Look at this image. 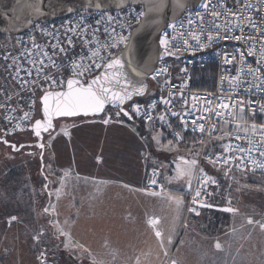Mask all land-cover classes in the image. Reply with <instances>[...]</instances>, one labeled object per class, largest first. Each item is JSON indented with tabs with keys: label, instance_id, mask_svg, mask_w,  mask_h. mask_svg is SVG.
I'll return each instance as SVG.
<instances>
[{
	"label": "rangeland",
	"instance_id": "374dc122",
	"mask_svg": "<svg viewBox=\"0 0 264 264\" xmlns=\"http://www.w3.org/2000/svg\"><path fill=\"white\" fill-rule=\"evenodd\" d=\"M12 39V37L2 36L0 45L5 46ZM171 61L175 69L181 64V59ZM1 64L2 74L4 65ZM36 98L38 100L39 95ZM3 99L0 98V105L4 102ZM9 103L15 104L13 101ZM22 105L24 111L29 113L27 120L29 128L35 119L41 118V114H36L39 103L36 104L35 110L30 108V102L29 104L23 102ZM113 110L107 109L103 114L93 118L94 120L97 118V122L103 121ZM239 115L240 112L237 114L238 122L236 123L230 120L221 122L220 132L215 139H212L214 140L212 144L217 145L220 150L213 151L208 145L209 153L221 152L229 139L230 132L245 131L251 128L250 116L244 113L245 121H241ZM2 116L3 111L0 110V138H5L15 143L16 146L36 141L30 129L9 135L1 133L5 128L1 121ZM116 116L118 115L115 114L114 117ZM62 120H66L65 124H71L84 120L89 122L88 120L92 118L56 119L54 129L43 137L45 145L43 172L49 181L47 192L44 189L45 181L40 173V151L35 147L34 149L30 147L17 151V153H11L0 144V147H3L0 150V257H2L0 264H38L40 254H43L46 260L53 264H93V260L103 261L104 264H138V262L139 264H173V262L175 264H197L193 258L196 242L211 239L228 241L223 246V251L228 254L237 250V245L242 240L251 241L245 244L246 248L251 251L250 255L238 261L241 264H264V243L262 246L259 245L260 240L264 242V228L261 227L264 225V169L229 167L222 172L212 170V174L219 176L221 180L215 178L216 183L206 184L207 192L210 194L206 205L209 206H202L201 215L184 220V201L190 190L184 181L169 182L166 177L175 176L174 161H178L180 157L198 160L199 149L189 137L186 138L185 143L179 144L176 141L181 142L180 140L175 139V141L168 137L166 131H159L158 133H163V135L158 137L160 144L156 143L152 152H155L154 155L158 160L165 158L162 152H169L173 167L161 169L162 165H157L155 168L159 170L165 186L176 190L171 193L183 199L179 207L171 200L169 208L171 210L177 208L181 216L173 231L175 236L170 237L171 245L161 247L160 243L157 246L160 240L155 232L159 229H167L165 232L170 235L171 230H168V227L171 225V220L166 214L156 216L155 220H158V223L155 225V230H145L142 225H147L145 223L147 216H143L139 224L136 222L128 224L135 216L127 215L126 212H131L133 209L121 210L123 214L112 216L109 221L112 223L118 221L113 225L106 223L99 216L92 223L90 220L94 219V216L80 213L79 209L83 208L82 203L88 200L86 198L88 194H84L87 190V181L83 173L85 161L90 158L92 161H97L99 158L105 160L116 153H124L127 159L129 157L126 152L130 146L129 137L115 129L110 133L104 131L106 136L91 143L93 138L89 140L84 137V131L87 134L89 132L83 124L79 125V128H72L69 134H64L62 128L66 125H58V122ZM254 122L258 125L260 117L255 116ZM58 126L61 127L58 128ZM53 132L54 136H52ZM218 137H223V139H218ZM169 141H172L171 150H168ZM166 163H169V160ZM137 168L136 173L132 171L130 175L133 179L128 176L126 168H122V175L118 177L129 179L132 182V188H138L139 185L141 187L142 183L139 179L143 170L139 165ZM15 171L17 172L14 173ZM105 171L113 170L105 169ZM100 185L96 182L90 183L92 190L99 188ZM225 208H231L233 211H224ZM57 209L61 212L59 215L56 213ZM75 211L79 213L73 214ZM13 217L15 219H12ZM221 224L219 233L212 231ZM105 228L108 231L104 232ZM111 230L115 231L110 232ZM61 231L66 235H61ZM106 235L108 237H103ZM119 235V239L112 238ZM38 236L39 240L36 239ZM202 245L204 249L208 248L204 243ZM212 249L220 250L217 247ZM165 251H167L166 256ZM202 255L204 256V254H199L201 257ZM211 256L210 258L202 257L198 264H220V262L230 264L232 261L230 255L224 259L221 253H216V255L212 253Z\"/></svg>",
	"mask_w": 264,
	"mask_h": 264
},
{
	"label": "built area",
	"instance_id": "2783aa9c",
	"mask_svg": "<svg viewBox=\"0 0 264 264\" xmlns=\"http://www.w3.org/2000/svg\"><path fill=\"white\" fill-rule=\"evenodd\" d=\"M253 8L251 11L244 12V17L251 15L253 19L260 23V17L264 16V0H248ZM217 3V0H200L198 5L194 9H185L180 18L174 22L168 23L166 27L160 32L159 35V48L160 51L168 56L178 57L181 59V64L174 68L173 59H163L159 61L155 69L148 75L147 81L149 84V94L144 99H133L126 106L131 116L141 124L148 125L153 130H164L167 134L174 138L173 132H180L183 135L188 136L192 143L199 149L197 168H202L204 173L209 177L206 171L208 166L216 171L224 170L226 168H245L251 170L263 169L258 164L252 163L253 160L264 163V157H261L257 146L261 143V133L257 131L255 134L251 131H232L229 135V139L221 152L209 153L207 151L208 145L212 139H214L218 133L219 125L222 121L238 122L237 114L239 112L238 107H229L227 109L218 108L219 104H238L243 101L242 105L245 108V113L251 116L249 110L248 101H256L257 103L252 107L259 108L260 104H264V91H258L256 85L259 83L254 76L260 75L255 72V69L259 66L257 60L259 59V42L256 43V55L248 56L246 45L243 41L224 40L219 39L215 43H212L208 47L200 48L197 46V41L193 39V36H198L200 43H207L208 31L212 30L213 36L216 35L214 31L215 24L223 25L224 19H216L211 16L212 4ZM204 4H208L209 8L206 11L203 7ZM228 5L232 8H236L234 0H228ZM219 10V9H216ZM143 13L142 7L130 6L123 10L117 11H105V12H93V11H80L65 18L52 21L46 24H35L28 31L12 37L10 42L6 45H0V63L4 65L3 72L1 74L0 69V98L3 99L0 110L3 111L1 121L5 128L1 133L9 135L14 132L27 131L28 118L24 116L23 102L31 101L30 94L20 88L14 80H12L13 70L9 67L12 64V57L20 56V53L25 49L32 48L31 37H35L37 44L46 46L52 38L50 36L43 35L40 31L41 28L48 30H57L64 39V32L66 27H75L77 22H83L92 27L89 28V34H91L92 28L99 27L100 32L97 34L101 42H106L109 45L115 44V47L108 48L101 51V55L107 56L108 52H111L114 56L125 46V42L120 41V36H124L129 41L132 29L140 21ZM197 13L200 15L198 16ZM112 16L113 21L107 22V16ZM104 17L100 25L96 24L97 20ZM204 17L201 19L200 17ZM191 19L192 23H189ZM71 22V23H70ZM236 23L235 20L232 21ZM174 26V27H173ZM108 28V34L104 33V28ZM115 29V31H113ZM203 29L204 31H201ZM253 30L251 28H245L244 33H240L239 30L232 28L229 34L233 35H250ZM223 28L221 29V36H223ZM71 35V33H69ZM165 39L167 41L168 51L173 54H167L165 52V46L160 44V40ZM76 48L75 52H81V41L74 37ZM184 41L188 43L185 44ZM243 53V59L241 58ZM5 57H9L7 60ZM234 57V58H233ZM229 60V63L225 61ZM17 63H24L25 67H30L21 57ZM214 66L216 71V78L214 87L211 90L194 89L191 84L192 74L194 70H201L207 66ZM249 67L253 69V75H247ZM166 70V71H165ZM67 70H65L66 72ZM160 72V75H156ZM23 75V73H21ZM155 76V78H153ZM67 78V76H65ZM4 83V84H3ZM7 89H6V88ZM246 89H251V92ZM19 93L20 95H13V93ZM169 93H172L169 96ZM40 96L39 91L36 92V97ZM6 96H12L11 100L6 99ZM23 97L22 99L20 97ZM163 99L171 100L168 108L171 111H178L181 113L191 112V116H185L188 122V130H183V125L177 117L166 114L165 105L162 102ZM13 101V103H9ZM156 103V107L152 108L150 105ZM133 105L140 106V112H133ZM15 109V110H14ZM219 111L222 115L216 116L214 113ZM148 113L152 117L151 120L145 116ZM160 115H165V121L162 122L158 119ZM209 116L210 119L205 121L201 119L199 122L205 124V132L201 134L199 131L193 132L191 130L192 121L198 117ZM256 116L260 117L258 126L264 123V114L257 112ZM168 123L171 127H168ZM215 125L216 131H210V126ZM239 134L241 137H247L246 139H235V136ZM175 139V138H174ZM251 140V143L249 142ZM203 141V143H201ZM230 145V147H229ZM237 147L251 149V153L239 152ZM211 154L213 159L217 156L222 157L227 163H209L205 156ZM239 165V167L237 166ZM157 172L156 183L152 184L151 179L153 177L154 169H150L145 179V189L149 193H158L164 190V185L161 180L160 172ZM201 179V174L197 171L192 178L191 190L188 193V199L184 212V220L192 216L201 215L202 205H206L209 201L210 194L207 192L206 184ZM197 190L200 191V196L196 199L198 203L193 204V197H195ZM195 208L196 212H191L188 209ZM198 212V214H197ZM38 264H53L51 261L46 260L45 256L40 254Z\"/></svg>",
	"mask_w": 264,
	"mask_h": 264
},
{
	"label": "snow or ice",
	"instance_id": "6c2138e0",
	"mask_svg": "<svg viewBox=\"0 0 264 264\" xmlns=\"http://www.w3.org/2000/svg\"><path fill=\"white\" fill-rule=\"evenodd\" d=\"M104 0H96L94 7L97 10H102ZM123 3V0H120ZM237 5L236 8H232L228 5V0H217V3L212 4L211 16L216 19L223 18L225 23L215 24L214 21L211 22L214 24L215 36L212 34V30L208 31L207 43H200L198 36H193V39L197 41V46L200 48L208 47L212 43H215L219 39L224 40H235L243 41L248 45L247 55L253 56L256 55V43L259 42V59L257 64L259 65L255 72L260 73L258 76H254V79L259 81L256 85L258 91H264V16L260 17L261 22L257 23L251 15L244 17V12L251 11L253 5L248 2V0H234ZM164 5L161 2L157 8H163ZM175 7L184 8L183 0H176ZM203 7L207 11L209 8L208 4H204ZM264 7V6H262ZM219 9V10H216ZM39 11V9H36ZM67 11H75L72 8H68ZM139 15H144V13H139ZM199 16L200 14L197 13ZM204 19V17H200ZM104 17L102 16L100 20L96 21L97 25H100ZM107 22L111 23L113 21L112 16H107ZM235 20L236 23L232 21ZM71 23V22H70ZM189 23H192L189 19ZM92 27L85 23L77 22L75 27H66L64 32V39H61V36L57 30H48L41 28L40 31L43 35L50 36L53 42H49L46 46H42L36 43L35 37H31L32 48H25L18 57H12V64L9 65L13 70L12 80L20 86L21 89L26 90L31 97L30 108L36 109V104H40V108L36 110L37 115H41L40 119L35 120L34 131L37 137L40 136L41 130L47 131L52 127V120L54 117H74L80 114L85 116L89 114H97L105 110V106L108 104L120 105L122 106L125 101L132 99L133 95H142L146 90V86L141 84L140 87L132 86L131 90L127 87L122 88L120 91L114 90L112 87L113 84L119 85L120 80L119 76L123 73L121 70L124 65L121 63L119 57L114 56L111 52H108L107 56L101 55V51L115 47V44L109 45L106 42H101L98 38V33L100 32L99 27L92 28L91 34H89V28ZM174 27V26H173ZM251 28L253 30L250 35H233L229 34L232 28L239 30L240 33H244L245 28ZM223 28V36H221V29ZM115 31V29H113ZM201 31H204L201 29ZM71 33V35H69ZM104 33L108 34V28H104ZM79 39L81 41V52L76 53V43L74 40ZM120 41L125 42V47H128L127 38L120 36ZM187 44V41H184ZM160 44L165 46V52L167 54H173L168 51L167 41L165 39L160 40ZM243 53H241V58L243 59ZM24 58V61L30 65V67H25L24 63H17L18 60ZM9 57H5L7 60ZM234 58V57H233ZM229 63V60L225 61ZM65 70H67L65 72ZM166 71V70H165ZM23 73V75H21ZM156 75H160V72H157ZM247 75H253V69L249 67ZM67 76V78H65ZM155 78V76L153 77ZM126 83H130L126 81ZM251 92V89H246ZM39 91L41 95L38 100L36 98V92ZM13 95L19 96L20 94L13 93ZM172 93H169L171 96ZM12 96H6V99L11 100ZM23 98L22 96L20 97ZM162 102L165 105L166 114L177 117L181 124L183 125V130H188V122L185 119V116H191V112L181 113L178 111H171L168 108V105L171 103L169 99H163ZM256 101H248L249 110L251 116L249 119L252 120L251 128L246 129L245 131H251L254 134L259 131L261 143L257 146V150L261 157H264V123L259 126L254 122V117L257 112L264 114V104H260L259 108L252 107L256 104ZM243 101H240L238 104H219L218 108L227 109L229 107H238L239 108V119L245 121V108L242 106ZM5 105H0L4 107ZM150 107L155 108L156 103H152ZM15 110V109H14ZM120 112H123L125 116H129V113L124 111L123 107H120V110L117 112V115H120ZM133 112L139 113L140 106L133 105ZM216 116H221L222 114L217 111L214 113ZM25 118L29 117V113H24ZM145 116L149 120L152 119L148 113H145ZM131 119V116H129ZM158 119L162 122L165 121V115H160ZM203 119L205 121L209 120V116L198 117L192 121L191 130L193 132L199 131L201 134L205 132V124L200 123L199 121ZM108 120H104V123H108ZM247 122V121H246ZM168 127H171V124L168 123ZM210 131H216V126L211 125ZM163 133H158L157 136H154L153 139L156 140L157 145L160 144L159 136H162ZM175 139H183L180 132H173ZM247 137H241L239 134L235 136V139H246ZM218 139H223V137H218ZM251 143V140H249ZM7 143V141H5ZM203 143V141H201ZM172 141L168 142V150H171ZM15 149V145H12ZM230 147V145H229ZM239 152L251 153V149H245L237 147L236 149ZM205 159L209 163H227L222 157L217 156L215 160L211 154L205 156ZM176 164L175 176L166 177L169 182L172 181H184L189 190H191V180L192 177L198 171L201 174V179L205 182L216 183L211 177H208L202 168H197V160L192 159L188 160L184 157H180L178 161H174ZM252 163L258 164L259 167L264 168V163L253 160ZM239 167V165H237ZM157 172L154 169L153 177L151 183H156ZM153 195L158 193L153 192ZM200 196V191L197 190L195 197H193V204L198 203L197 197ZM168 199L172 200L178 207L183 203L182 197L179 196H168ZM209 206V205H202ZM191 212H196L195 208L188 209ZM224 211H233L231 208H225ZM47 211V209L45 210ZM198 214V212H197ZM12 219H15L13 217ZM251 223V221H249ZM150 224L155 226L158 223V220H150ZM264 228V225H261ZM42 235V233H41ZM61 235H66L61 231ZM156 237L160 240L161 247H163L162 234L159 230L155 232ZM39 240V236L36 237ZM171 243V240H169ZM217 248L220 247L219 244L216 245ZM165 256L167 251H165ZM43 255V254H42ZM93 264H104L103 261L93 260ZM139 264V262H138ZM175 264V262H173Z\"/></svg>",
	"mask_w": 264,
	"mask_h": 264
},
{
	"label": "crops",
	"instance_id": "0c3cea01",
	"mask_svg": "<svg viewBox=\"0 0 264 264\" xmlns=\"http://www.w3.org/2000/svg\"><path fill=\"white\" fill-rule=\"evenodd\" d=\"M111 114H108L104 120H108V123H104L103 121H98L97 118H92V120H88L89 122L84 121H79V122H74L71 124H65L66 120H62L58 122V125H66L62 128V130L65 132L64 134H69V132L72 131V128L77 127L79 128V125L83 124V127L87 129V134L84 131V137H87L89 140L93 138V142H95L97 139H100L104 136H106V133H110L111 131H114L115 129L118 132L123 133L125 136L129 137V149L126 150L127 154L129 157L126 159L124 153H116L112 157H107L105 160L102 158H99L97 161H92V159H88L84 163V178L85 181H87V190L84 192V194H88L86 198H88L87 201L82 203V210L79 209L80 213L84 215H92L94 216V219H91L90 222L94 223L95 218L99 216L100 219H104V221L109 224H117L118 221L116 220L115 222H111L112 216L115 215H120L123 214L124 212H120L121 210H128V209H133L131 212H126L127 215H134L135 218L131 222H128V224L133 223H140L142 221L143 216H147L148 219L145 220V223L147 225L143 224L142 226L144 229L148 230H155V226L151 225L149 223L150 220H154L157 215L159 214H166L170 220H171V225L168 227V230L170 229V235L165 232L167 229H159L160 232L163 231L162 234V239H163V245L168 246L170 237L173 235V231L176 228V225L179 221V218L181 216V213L179 214L177 211V208L174 210H171L169 208L171 204V200L168 199V196H176L171 192H175L176 190L174 189H168V187L165 186L164 184V190L161 192H158L157 195H153L152 193H149L145 189V179L146 175L149 171L150 168H155L157 165H162L160 166L161 169H164L165 167H173V161L172 158L170 157L169 152H162V155L165 156L162 160H158L156 155H154L155 152H152L153 146L156 145V140L153 139V137L158 133L159 131L151 129L148 125L140 124L137 123L133 120H129L125 117H123L121 114L119 116L114 117L115 114H117V111L114 109ZM103 117V116H101ZM113 118V119H112ZM61 126H58V128ZM89 128V130H88ZM62 131V132H63ZM101 133H99V132ZM106 131V133L104 132ZM161 131V130H160ZM54 136V132L52 134ZM183 136V139L179 141H175L179 144L185 143L186 141V136L181 134ZM66 139V137L64 136ZM160 139V138H158ZM162 142L163 139H162ZM89 143V144H91ZM107 149V148H106ZM138 152V153H137ZM152 152V153H151ZM161 155V153H160ZM142 159V161L140 160ZM169 160V163H166V161ZM142 167L143 174L139 179V182H141V187L139 185L138 188H132V182L128 180H125L124 178L122 179V168H126V172L128 176L132 174V171L135 172L137 166ZM105 169L108 170H113V171H105ZM121 169V170H120ZM119 170V172H118ZM223 171V170H222ZM219 171V172H222ZM133 179L132 177H130ZM162 178V176H161ZM162 181L164 183V180L162 178ZM96 182L100 183L99 188H95L92 190V187H90V183ZM138 186V185H136ZM143 187V189H142ZM208 187V186H207ZM93 194V196H91ZM97 195V196H96ZM187 198L188 194L185 197L184 201V212H185V207L187 203ZM128 200V201H127ZM59 201V200H58ZM162 201L161 203H159ZM83 211V212H82ZM56 213L59 215L61 212L59 209H57ZM79 212H73V214H78ZM141 217V218H140ZM85 220V219H84ZM176 223V224H175ZM111 225V226H112ZM141 225V224H140ZM108 231L105 228L106 232ZM115 231L111 230L110 232ZM118 231V230H117ZM103 237H108V235L103 236ZM172 237V239H173ZM112 238H120L119 236H113ZM157 242V240H156ZM242 242L237 245V250L232 251V253H227L223 251V246H225L228 241L226 240H208L205 242H201L200 240L196 242V249L194 251V260L197 262L200 261V259L203 257L210 258L212 257V253L216 255L222 254L224 255L223 259L227 256L230 255L232 261L230 264H241L238 260L244 259V257L250 255L251 251L250 249L246 248L245 244L249 243ZM158 242V245L159 246ZM208 247L207 249L203 248V244ZM262 240H260L259 245L262 246ZM220 245V250H214L212 248L216 247V245ZM161 245V243H160ZM200 248H202L200 250ZM210 248V249H209ZM206 250V251H205ZM192 252V251H190ZM204 254L199 256V254ZM192 255V254H191ZM183 259V258H182ZM222 260V259H221ZM220 260V261H221ZM220 264H224L221 263Z\"/></svg>",
	"mask_w": 264,
	"mask_h": 264
},
{
	"label": "water",
	"instance_id": "95a60500",
	"mask_svg": "<svg viewBox=\"0 0 264 264\" xmlns=\"http://www.w3.org/2000/svg\"><path fill=\"white\" fill-rule=\"evenodd\" d=\"M96 0H0V35L1 36H15L24 33L35 23H49L79 11H117L123 10L130 6H137L143 8V13L140 21L133 28L128 41V47H123L116 57L121 59L124 65L119 76L120 84H113L112 87L116 91L127 87L131 90L132 86L140 87L141 84L146 86V90L142 95H133L132 99L125 101L120 105L108 104L105 106L103 112L97 114H89L87 116L80 114L74 117H54L52 120V127L47 131L41 130L39 137L34 131L35 120L29 126L30 131L36 138L33 143H23L18 146L15 143L7 141L5 138H0V143L5 147H10L13 152H17L23 147H35L40 151V173L45 181L44 189L47 192L49 181L43 172L44 167V150L43 137L54 129V121L56 119H68L75 117L93 118L103 114L107 109H115L117 112L120 107L126 110V105L133 99H144L148 96V75L155 69L157 63L163 59H178V57L168 56L160 51L158 40L160 32L166 27L168 23L174 22L180 18L185 9H194L200 0H183L184 8L175 7L176 0H104L102 10H97L94 7ZM163 3L164 7L158 9L157 6ZM39 9L37 11L36 9ZM68 8L75 11L69 12ZM126 81L130 83H126ZM40 108V104H39ZM129 113V112H128ZM120 114L132 120L129 116H125L123 112ZM42 115V113H41ZM40 119V118H38ZM7 141V143H5ZM15 145V149L12 147ZM48 194V193H47Z\"/></svg>",
	"mask_w": 264,
	"mask_h": 264
},
{
	"label": "trees",
	"instance_id": "16d2710c",
	"mask_svg": "<svg viewBox=\"0 0 264 264\" xmlns=\"http://www.w3.org/2000/svg\"><path fill=\"white\" fill-rule=\"evenodd\" d=\"M0 38H1V36H0ZM216 69H215V67L214 66H212V65H210V66H207L206 68H204V69H201V70H194L193 71V74H192V79H191V84H192V87L194 88V89H201V90H211V89H213V87H214V82H215V78H216V76H215V74H216V71H215ZM137 123H139L138 121H136ZM221 124V123H220ZM220 132V125H219V130H218V133ZM217 133V134H218ZM186 136V135H185ZM217 136V135H216ZM168 137L169 138H171L169 135H168ZM186 138H188V136H186ZM173 139V138H172ZM212 143H214V140H212L211 142H210V147H211V149L213 150V151H218V150H220V148L217 146V145H215V144H212ZM215 146V147H214ZM225 147V146H224ZM223 147V148H224ZM153 169H156V168H153ZM212 170H214V169H211L210 170V168L207 166L206 167V171H207V173L209 174V177L211 176V178L214 180L215 178H217V179H219L218 177L219 176H217L216 177V175L215 174H212ZM214 171H216V170H214ZM17 171H15L14 173H16ZM219 172V171H218ZM256 173H257V171H255ZM255 172H253V173H255ZM162 179V178H161ZM219 180H221V179H219ZM163 182V181H162ZM8 183H9V181H8ZM8 185V184H7ZM163 185H164V183H163ZM210 216H211V214H210ZM212 217V216H211ZM211 219V218H210ZM224 224V223H223ZM216 225V224H215ZM221 226H222V224L221 225H219L218 227H216V228H214V229H212V231H215V232H220L221 231ZM211 235H213V234H211ZM0 260H2V257H0Z\"/></svg>",
	"mask_w": 264,
	"mask_h": 264
},
{
	"label": "flooded vegetation",
	"instance_id": "af4514ba",
	"mask_svg": "<svg viewBox=\"0 0 264 264\" xmlns=\"http://www.w3.org/2000/svg\"><path fill=\"white\" fill-rule=\"evenodd\" d=\"M32 143H33V142H32ZM0 144H1V143H0ZM1 146H2V144H1ZM4 147H5V146H4ZM6 148H7L11 153H17V152H13V151L11 150L10 147H6ZM27 148L29 149L30 147H26V148L23 147V148L20 149L19 151H23V150H25V149H27ZM32 148L34 149V147H32ZM1 149H3V147H0V150H1ZM19 151H18V152H19Z\"/></svg>",
	"mask_w": 264,
	"mask_h": 264
}]
</instances>
